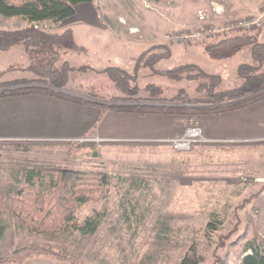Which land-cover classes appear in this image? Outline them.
Segmentation results:
<instances>
[{"label":"rangeland","instance_id":"1","mask_svg":"<svg viewBox=\"0 0 264 264\" xmlns=\"http://www.w3.org/2000/svg\"><path fill=\"white\" fill-rule=\"evenodd\" d=\"M94 5L103 20L113 26L108 27L110 33L98 37L91 29L74 26L78 49L62 54L59 64L67 60L75 68L89 67L70 73L67 93L73 92L74 97L93 93L105 100L120 94L100 70L117 66L131 74L139 55L136 52L157 44H165L170 52L157 64L159 70L194 64L218 76L219 90L236 87L237 66L251 61L246 49L230 59L215 60L207 56L203 45L220 33H209L183 45L171 36L180 31L219 29L227 22L264 12V0H94ZM215 7L222 12L214 13ZM205 11L207 20L199 23L198 13ZM24 25L18 17L0 16V29ZM63 26L53 22L39 25L49 31ZM251 34L264 42V27ZM128 38L138 40L139 45L128 42ZM100 42L109 50L98 51ZM28 62L21 45L0 50V84L32 78L30 73L8 69L25 67ZM196 74L183 72L180 78H174L141 67L132 86L137 87L136 97L140 99L171 98L181 90L196 98L199 84H211L208 78H195ZM148 85L155 89H146ZM175 115L185 126L173 137L189 126L201 127L197 116L204 114ZM260 125L264 130V124ZM261 133L259 138L237 142L197 143L187 152L174 151L161 143L107 144L88 138L68 143H0V254L43 244L66 251L77 264H181L184 258L187 264H240L246 242L256 237L264 239ZM30 170L44 178L63 171L78 172L90 179L107 176L106 194L94 189L92 200L79 209L80 222L95 212L101 214L97 231L91 236L75 230L59 234L29 232L9 208L6 196L23 186ZM210 222L216 224L215 229Z\"/></svg>","mask_w":264,"mask_h":264},{"label":"trees","instance_id":"2","mask_svg":"<svg viewBox=\"0 0 264 264\" xmlns=\"http://www.w3.org/2000/svg\"><path fill=\"white\" fill-rule=\"evenodd\" d=\"M93 1L0 0L1 17H18L25 23L21 28L0 29V50L21 45L29 60L25 67L13 66L8 69L27 72L33 76L0 84V98L37 94L92 104L113 111L186 115L219 114L239 110L264 100V42L258 40L252 32L225 33L203 45L207 56L215 60L230 59L244 49L249 52L251 61L240 63L236 68L239 82L234 88L219 90L218 76L207 74L194 64H185L169 70H155L154 65L170 55L167 46L159 44L138 56L131 74L117 66L100 70L113 82L119 96L105 100L93 93L84 96L77 94L78 97H74L73 92L67 93L65 87L69 82L70 73L89 67L83 65L75 68L67 60H62L59 64L62 54L78 49L71 28L49 31L41 29L39 25L44 22L59 23L71 18L75 15V7L78 4ZM158 50L160 52H157ZM141 67H148L153 73L174 78H180L183 72L190 76L192 71H196L195 78H208L211 84L207 87L199 84L196 88V98H190L181 90L171 98L140 99L136 97L137 87L132 86V83L135 82ZM147 88L155 89L153 85H148ZM26 174L23 186L10 192L6 198L13 214L24 222L29 232L59 234L75 230L83 236H91L97 231L101 214L95 212L80 222L79 209L92 200L91 196H94L96 190H103L106 194L107 176L90 179L78 172L63 171L44 178L33 170L27 171ZM210 225L213 226L212 229L216 228L215 223L210 222ZM243 251L240 264H264V239L256 237L246 242ZM35 256H51L60 261L77 264L66 251L43 244H29L0 254V264H20ZM187 263V258L181 261V264Z\"/></svg>","mask_w":264,"mask_h":264},{"label":"crops","instance_id":"3","mask_svg":"<svg viewBox=\"0 0 264 264\" xmlns=\"http://www.w3.org/2000/svg\"><path fill=\"white\" fill-rule=\"evenodd\" d=\"M59 23H63L64 26L58 31L80 26L93 30L96 36L109 34L110 28L113 27L107 19L103 20L94 1L78 4L75 7V15ZM128 42L139 45L138 40L131 38H128ZM100 43L102 45L99 46L98 51L109 50L107 44ZM143 51L145 50L139 49L136 53L139 52L140 55ZM161 60L154 65L155 70H159L157 64ZM197 118L208 143L259 138L260 133L262 132L263 135L264 132L260 125L264 124V101L244 109L218 115H198ZM184 126L181 118L175 114L113 111L92 104L37 94L0 98V143L3 144L68 143L81 138H88L90 141L99 140L107 144H163V140L172 138ZM23 264L65 263L53 257L40 256L29 259Z\"/></svg>","mask_w":264,"mask_h":264},{"label":"built area","instance_id":"4","mask_svg":"<svg viewBox=\"0 0 264 264\" xmlns=\"http://www.w3.org/2000/svg\"><path fill=\"white\" fill-rule=\"evenodd\" d=\"M217 15L222 12L219 7H215L212 10ZM208 14L207 12H199L197 15V20L199 23H205L207 20ZM264 27V12L259 16H248L241 19H236L233 22H227L223 27L216 29L213 27L212 29H208L206 31H197L194 33H187L186 31L182 32H174L172 34L171 39L175 42H179L177 44L183 45L184 43L187 44L189 41H199L204 38V35L209 36V33H220L219 35L225 33H232V32H252L259 30ZM180 40V41H177ZM84 140L78 139V141ZM207 142L208 139L205 138L203 134V130L200 126L193 125L187 127L181 135L175 136L173 138H169L167 140H163V143H167L169 146L172 147L174 151L177 152H187L189 151L194 144Z\"/></svg>","mask_w":264,"mask_h":264},{"label":"bare ground","instance_id":"5","mask_svg":"<svg viewBox=\"0 0 264 264\" xmlns=\"http://www.w3.org/2000/svg\"><path fill=\"white\" fill-rule=\"evenodd\" d=\"M135 30L134 29H131V32H134Z\"/></svg>","mask_w":264,"mask_h":264}]
</instances>
